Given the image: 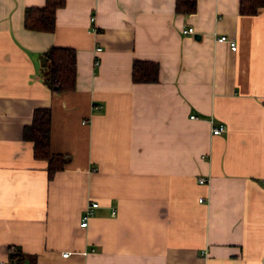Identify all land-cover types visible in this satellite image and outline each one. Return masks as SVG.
<instances>
[{
    "label": "crops",
    "instance_id": "obj_1",
    "mask_svg": "<svg viewBox=\"0 0 264 264\" xmlns=\"http://www.w3.org/2000/svg\"><path fill=\"white\" fill-rule=\"evenodd\" d=\"M45 1L0 0V263L264 264V8L64 0L53 32L24 28ZM51 47L75 50L73 91L43 81ZM45 108L51 180L23 132Z\"/></svg>",
    "mask_w": 264,
    "mask_h": 264
},
{
    "label": "trees",
    "instance_id": "obj_2",
    "mask_svg": "<svg viewBox=\"0 0 264 264\" xmlns=\"http://www.w3.org/2000/svg\"><path fill=\"white\" fill-rule=\"evenodd\" d=\"M64 0H46L42 7H27L24 11V28L34 31L53 32L55 10L63 6ZM239 12L244 15L254 14L264 8V0H239ZM195 0H175V11L190 14L195 11ZM75 50L64 47H51L40 55L39 72L51 92L73 91L75 89ZM132 82L155 83L158 81V65L152 62L134 61ZM31 125L23 129L24 139L32 142L33 156L47 161V176L51 180L56 172L69 162L65 155L52 154L48 142L50 137V110L35 109ZM13 259V253L10 255Z\"/></svg>",
    "mask_w": 264,
    "mask_h": 264
},
{
    "label": "built area",
    "instance_id": "obj_3",
    "mask_svg": "<svg viewBox=\"0 0 264 264\" xmlns=\"http://www.w3.org/2000/svg\"><path fill=\"white\" fill-rule=\"evenodd\" d=\"M90 19L93 20V17H91ZM193 32H194L193 27L183 28V29L181 30V33H182L183 35H190V34L193 33ZM216 41H217L218 43L225 42V43H227V44L229 45V48H230L231 51H236V43H235L234 40L230 39L229 37H227V36L221 34V36H219V37L216 38ZM99 50H100V49L98 48L97 51H99ZM97 64H98V61H95V65H97ZM223 131H224V127H223L222 125H219V126L213 128L212 133H213L214 135H219V134H221ZM198 182H199L200 184H203V183L206 182V179L203 178V177H199V178H198ZM199 200L202 201L201 198H200ZM90 204H91V205L86 209V214H85V216H83V217L81 218V219H82V221L80 222V226H81V227H86V226H87V224H88V216L91 215V210H90V209L93 208V207L98 206V203H96V202H93V203H90ZM67 255H68V253L65 252V254H63L62 256L65 257V256H67ZM0 264H2V263H0Z\"/></svg>",
    "mask_w": 264,
    "mask_h": 264
}]
</instances>
